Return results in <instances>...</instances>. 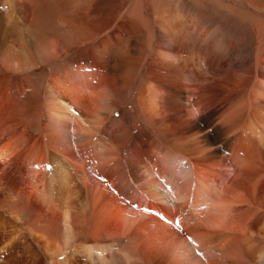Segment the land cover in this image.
Listing matches in <instances>:
<instances>
[{
	"label": "rangeland",
	"instance_id": "1",
	"mask_svg": "<svg viewBox=\"0 0 264 264\" xmlns=\"http://www.w3.org/2000/svg\"><path fill=\"white\" fill-rule=\"evenodd\" d=\"M48 1L58 8L67 3ZM68 2L63 32L49 30L45 44L24 34L14 45L17 52L11 51L25 66L26 57L39 64V49L54 41L56 57L32 70H0V160L8 159L10 163L7 171L0 170V187L9 190L14 179L20 180L23 175L37 178L35 184L23 189L28 204L23 213L31 221L37 220L39 228L53 227L54 237L49 244L61 246L66 254L83 246H113L112 255L108 254L111 264H167L151 261L155 252L161 258L169 257V236L153 227L155 222L165 223L166 217L154 204H150L153 222L140 231L135 260L129 259L126 250H120L125 245L122 241L111 244L110 240H83L82 235H89L108 217H77V237L73 241L68 239L62 222L52 223L49 217H43L48 209L36 197L43 190L44 180L51 179L57 160L85 162L87 170L95 168L100 174L103 170L107 173L106 164L111 160L108 147L101 142V147L89 150V155L84 144L70 150L71 144L56 134L48 121L45 89L52 71L63 67L70 75L91 76L94 92L113 94L114 99L108 103L113 112L107 119L117 130L115 138L126 144L120 163L135 169V173L146 166L162 176L173 165L177 166L178 179L190 183L195 175L202 178V168L229 162L234 166L239 161L251 162L253 157L259 169H250L246 176L259 184L241 187L237 193L243 205L234 216L233 228L240 238L229 246L228 261L264 264V177L259 175L264 169V150L259 149L257 138L264 113L255 105L264 81V0ZM168 7L178 16L167 33L160 17ZM70 40L75 44L69 49ZM24 49L29 51L24 54ZM159 51L179 55L181 66L171 68L161 62ZM13 56L3 55L6 61H12ZM147 107L151 112L147 113ZM195 111L197 116L191 118L190 112ZM216 128L223 132L218 134ZM107 134H111L109 130ZM143 135L148 145L144 161L137 153ZM228 141L240 150L238 154L233 155L225 146ZM219 145L224 146L220 153H213ZM248 149H255L254 154ZM102 176L105 179V174ZM2 200L0 194V203ZM17 219L0 211V264H53L65 258V253H57L54 260L49 257L36 241H31ZM144 253L147 262L143 261ZM76 256L78 263L85 264L82 256ZM197 258L202 261L193 264H221L211 256Z\"/></svg>",
	"mask_w": 264,
	"mask_h": 264
},
{
	"label": "bare ground",
	"instance_id": "2",
	"mask_svg": "<svg viewBox=\"0 0 264 264\" xmlns=\"http://www.w3.org/2000/svg\"><path fill=\"white\" fill-rule=\"evenodd\" d=\"M66 2L62 4L64 8H58L59 6L48 0H0V70L4 68L14 71L25 68L32 70L56 57L54 41L47 44L46 48H38L41 50L39 64L26 57L25 66L19 55L14 57L11 51H16L14 45L16 46L24 34L36 40L35 42L38 40L39 43L45 44L49 30L63 32L67 24L65 12L71 3L68 0ZM169 7L163 11L162 18L160 17L164 26L162 29L167 33L168 28L172 27L171 23L173 24L178 16L175 9ZM11 36L17 39L12 41ZM69 42L67 48L70 49L75 41ZM39 50L37 51L40 55ZM26 51L29 50L24 49V54ZM7 53L14 57L12 61H6L8 59L3 57L8 55ZM157 57L171 68L181 66L179 55L159 51ZM66 71L63 67L54 69L47 83L45 105L48 121L56 134L60 133L61 137L71 144L70 150L84 144L89 155V150L101 147L99 143L101 142V145L104 143L108 147L107 150L110 151L108 156L111 160L106 164L109 167L107 173L104 170L102 173L105 174V179L100 170L95 168L87 170L85 162H71L66 159L54 161L51 179L44 180L43 190L36 197V200L48 209L43 217H49L52 223L56 220L62 222L71 241L77 237V231L75 232L77 217L94 215L108 217L102 219L100 224H96L89 235H82L83 240L85 242H88V238L96 242L110 240L111 244L116 242L119 244L122 241L125 245L121 246L120 250H126L129 259L135 260L140 231L153 222L150 204H154L166 217L165 223L155 222L153 227L169 236V257L161 258V255L155 252L156 256H153L152 263L157 259L167 264H193L198 260L202 261V258L197 257L211 256L217 263L235 264L228 261L230 255L228 249L234 240L240 238L233 228L236 218L234 216L242 208L240 205L243 202L237 193L241 187H256L259 184L246 176L250 174V169H259L254 164V158L251 157V162L239 161L234 166L229 162L224 166L202 168L200 170L202 178L195 175L190 183H182L178 179L177 166L173 165L169 166V173L162 176L151 172L146 166L140 167L139 172L135 173V169L123 167L120 163L119 157L122 156L126 144L118 140V137L115 138L113 133L117 130L107 119L113 112V106L108 104L114 99L113 94H98L91 88L93 84L91 76L82 73L70 75ZM261 85L262 91L257 96L255 105L264 113V81H261ZM146 111L151 112L148 107ZM154 113L157 114L158 111ZM197 113L198 111L190 112V117L195 118ZM108 130L111 134H107ZM216 132L219 134L223 131L216 128ZM203 137L209 138L205 135ZM258 137L259 149L264 150V124ZM138 143L137 153L144 161L145 150L148 147L144 135L140 137ZM225 146L230 147L233 155L240 151L236 146H231L229 141ZM222 147L224 146L219 145L212 152L220 153ZM248 150L254 154L255 149ZM156 155L159 156L158 151ZM8 162V159L0 160L1 171L8 170L10 166ZM207 169L209 171H206ZM259 175L264 177V169ZM23 176L20 177L21 181L15 178L9 190L3 185L0 187V194L3 196L0 211L7 216L18 218L17 221L25 226V232L31 241H36L37 246L53 259L57 253L64 254L65 249L49 244L54 237L53 227L50 230L39 228L37 220L31 221L29 216L23 213V207L28 205L24 201V187H31L37 180L33 176ZM14 231L16 233L17 230ZM112 247L74 248L68 254L65 253L64 261H53V264L70 262L80 264L76 255L82 256L85 264H111L108 254L112 255L114 250ZM146 259L147 255L143 256V261Z\"/></svg>",
	"mask_w": 264,
	"mask_h": 264
}]
</instances>
